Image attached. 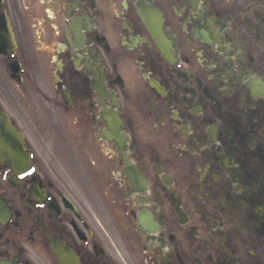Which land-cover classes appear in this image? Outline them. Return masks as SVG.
Instances as JSON below:
<instances>
[{
	"label": "flooded vegetation",
	"instance_id": "1",
	"mask_svg": "<svg viewBox=\"0 0 264 264\" xmlns=\"http://www.w3.org/2000/svg\"><path fill=\"white\" fill-rule=\"evenodd\" d=\"M0 111V264H264V0H0Z\"/></svg>",
	"mask_w": 264,
	"mask_h": 264
},
{
	"label": "water",
	"instance_id": "2",
	"mask_svg": "<svg viewBox=\"0 0 264 264\" xmlns=\"http://www.w3.org/2000/svg\"><path fill=\"white\" fill-rule=\"evenodd\" d=\"M53 247L60 259L61 264H78L73 252L69 248L63 246L61 242L54 239Z\"/></svg>",
	"mask_w": 264,
	"mask_h": 264
}]
</instances>
